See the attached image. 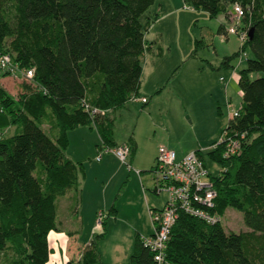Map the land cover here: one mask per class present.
Listing matches in <instances>:
<instances>
[{
  "label": "trees",
  "instance_id": "1",
  "mask_svg": "<svg viewBox=\"0 0 264 264\" xmlns=\"http://www.w3.org/2000/svg\"><path fill=\"white\" fill-rule=\"evenodd\" d=\"M154 2L0 0V56H7L15 69L0 67V80L21 77L26 82L16 97L0 84V264H48L47 237L57 230V199L73 193L78 206L83 164L65 156L67 133L90 126L101 145L117 147L113 119L102 118L138 99L143 60L152 48L144 40L150 22L141 18ZM183 2L210 18L225 14L238 34H247L240 51L224 64L246 48L251 58L238 73V116L221 133L239 141V150L224 157V146L213 149V143L208 153L221 166L217 177L210 175L217 195L208 210L220 222L210 225L180 212L164 261L264 264V0ZM235 6L242 11L240 25L233 19ZM27 71L33 73L30 80L23 78ZM125 144L132 155L134 140ZM194 152L203 160L201 151ZM230 208L242 214L247 231H225L221 219ZM104 235H93L78 264H100L98 242ZM127 264H155L139 235Z\"/></svg>",
  "mask_w": 264,
  "mask_h": 264
},
{
  "label": "rangeland",
  "instance_id": "2",
  "mask_svg": "<svg viewBox=\"0 0 264 264\" xmlns=\"http://www.w3.org/2000/svg\"><path fill=\"white\" fill-rule=\"evenodd\" d=\"M182 7L183 11L188 10V8H184V5ZM160 18L161 20L157 23L162 27L165 45H161L159 59L154 63L149 61L143 64L144 72L140 80L139 94L146 96L149 103L144 106L139 103V99H136L116 113L113 111L106 113L102 119L112 120L113 117L115 118V139L118 141H123L130 135L134 137L138 149L136 157L138 161H144L143 164H147L149 158L154 154L156 158L161 147L174 151L177 156L184 155L188 150L201 151L205 168L215 178L219 175L221 166L213 161L208 153L211 144L218 142L221 133L226 128L229 111H237L240 108L241 94L237 78L233 77L234 73L231 70L218 68V65L215 69L202 66L197 58L182 61L180 50L187 47L189 54L195 48L194 40L202 39L205 47L197 49L196 54L204 59H210L214 67L215 52L220 54L221 50L225 52L226 48L238 50L240 47L239 37L237 35L227 36L229 37L228 41H226L224 33L217 37L218 24L216 20L219 17L210 22L199 20L191 31H188L190 21H185V17H183V21L182 17L180 20V16ZM144 20L145 17H142L141 22L144 23ZM231 26L232 23L226 24V28ZM250 57L251 52L249 48H246L245 53L234 61V66L241 70L242 65L239 67L238 61L245 64ZM24 83L26 82L21 77H8L0 82L6 91L14 97L21 93ZM48 129L45 130L48 131ZM80 131L84 134V130ZM74 133L77 136L75 140L71 139V144L68 140L64 152L66 157L73 154L80 142L84 143L85 137L77 134L79 132ZM154 149L155 152H153ZM87 156L83 157L86 158L83 159L85 175L87 173V179L90 180L98 178L97 182L100 183V189L104 191V197L108 204L106 208L97 212V214L102 212L104 217L101 219L100 227L96 226L95 235L107 234V238L101 245V239L99 240L100 263L113 264V258H116L119 253L117 252L118 244L122 242L123 246L121 245V247L124 250L128 244L133 247L136 233L144 238H149L152 234L149 216L147 220L145 218V201L151 202L150 198L152 197L161 206H164L167 202V195L151 193V188L153 192L151 179L154 180V174L149 170H145L148 172L143 175L148 177L143 179L142 184L139 185L136 181L129 179L127 181V177L130 178L127 165L132 168L133 173H136V170H141L139 164H130L129 158L123 165L112 154H105L101 163L96 162V152L91 157ZM154 160L153 166L156 164V159ZM76 199L75 196L68 208H66V199L59 198L56 201L58 230L50 232L47 237L51 248L48 264H67V259L60 262L59 251L63 250V240L68 237L65 231L72 227L78 231L74 215ZM113 205L115 212H110ZM95 224L97 225V215ZM221 225L227 233L237 234L247 231L242 222V214L231 208L226 210L221 219ZM82 238L85 237L82 235ZM124 251L123 255L126 253V250ZM131 253L127 256V261Z\"/></svg>",
  "mask_w": 264,
  "mask_h": 264
},
{
  "label": "crops",
  "instance_id": "3",
  "mask_svg": "<svg viewBox=\"0 0 264 264\" xmlns=\"http://www.w3.org/2000/svg\"><path fill=\"white\" fill-rule=\"evenodd\" d=\"M183 5H184L183 0H155L154 4L149 9L150 11L148 10V12L144 15V17H145L144 22H150V25L148 26V30L144 35V40L152 48H151V52H148L145 55V58L143 60V64H146L149 61L150 62L152 61L154 63L157 59H159L161 57L160 56V54H161L160 52L162 50L161 45L162 46L165 45V40H164V33L161 30L162 27L159 26V24L157 23L159 20H161L160 17L171 18V16H173V17L180 16V20L182 17V21H183V17H185V21H190L188 31L189 30L191 31L192 27L195 26L199 20L210 22L211 20L217 19L219 17L216 20V23L218 24L217 37H218V35L224 33L226 35V41H228L229 37H227V36H230V35L225 33L223 30L227 24L225 14H220L216 18H210L208 14H206L202 11H196V10H192V9H188L187 11H183L184 10V9H182ZM229 10H230V7H227V11H229ZM183 27H186V26L183 25ZM178 38H179V36H178ZM197 41H199V40H197ZM189 44H190V42H189ZM194 47H195L194 50L197 53V49H201V48L205 47L204 41L201 39L199 44H197V46H195V40H194ZM180 51H181V60L182 61H187L189 58L190 59L197 58V59H199L202 66L209 67L211 69H215V67H217V65H218V68H225V69L231 70L232 73H234L233 77L236 76L237 84H238V79H239L238 73L240 70H239V68L234 66V61L237 60V58H234L230 62H228L229 63L228 65L224 64V60L228 57H233L235 54H237L240 51V47L238 48V50L226 48L225 52H222V50H221L220 54H217L215 52L216 56L214 58V63H215L214 67H213L212 63L210 62V59L209 60L204 59L200 56H197V54H195V56H191L193 50H191V52L188 54L187 53L188 52L187 47H185L184 49H181ZM238 65H239V67L242 65V67H241L242 69L245 67V64L241 63L240 60L238 61ZM143 72H144V69H143V65H142V75H143ZM139 90H140V87H139ZM143 98H145L147 100V103L143 104L141 102V99H143ZM138 99H139V103L141 105L146 106L149 103V99H147L146 96H142L141 94H139ZM117 111L118 110L113 111V113H116ZM114 121H115V118L113 117V136L112 137H113L114 143L117 146H119V145L125 144L130 138H132L135 142L136 149H135V152L128 157L129 163L130 164H133V163L139 164V167L141 170H136L135 171L136 173H133V170L130 167V169L127 170L128 174L130 176V178L127 177V181H129V180L136 181L140 185L143 183V179L148 177L147 175H143V174H146L148 172L145 170H149V172H151L154 169L153 163L155 161L154 159H156L154 156L155 154L149 158V160L147 161V164H143L145 162L142 160L138 161L137 157H136V153L138 150L136 140L134 139V137L132 135L126 137L125 140H123V141H118L117 139H115V123H114ZM79 128H81V129H79ZM79 128L75 129V131H70V133L68 132L67 133V139L69 140V144H71L72 143L71 139L75 140V138L77 136L76 133H74V132H79L77 134H80L82 137H85V139H83L84 143L80 142L77 145L76 150L73 152V154L69 155L67 158L74 163H82L83 164L84 163L83 159H86L83 157H86V155L91 157L92 155H94V152H96V156H97V153L100 152V150H102L101 149L102 143H101L100 137H99L95 128H92L90 126L79 127ZM76 130H79V131H76ZM80 130H84V134ZM10 132H11V130H10ZM88 133H89V136H87ZM98 141H99V144H98ZM94 149H95V151H94ZM153 152H155V149ZM191 152H192V150H188V152L182 156H177V154H176V157H177V159H181V158L189 155ZM105 154H102L100 160L96 161V162L101 163L102 157ZM107 154H109V153H107ZM87 159L89 160V158H87ZM99 166H101V165H99ZM84 168L85 167L83 164V175L82 176L80 175V181H79V204L75 208V211H74L75 223H76L75 226L78 229V231L73 227H72V229L65 231V233L68 237L65 240H63V244H62L63 250L60 249V251H59L60 262L67 259V262H66L67 264H78L80 252L83 250L84 246L90 242L93 235L97 232L96 224H95L97 212L101 211L102 208H106V206L108 205L107 200L104 197V191H101L100 183L97 182L98 178L96 177L93 180L87 179L88 176H87V173L85 175ZM151 180L153 181V190H154V180L153 179H151ZM142 189H143V187H142ZM151 193H154V192H152V188H151ZM143 195H145V194L143 193ZM74 197H75V195L73 193H68L64 197H61V198L66 199V208L69 207L71 200ZM150 200H151V202L148 203V201H145L146 204H144V207L147 209V211H146V209L144 211L146 220L149 216V210H160L165 206V205L161 206V204H159L158 201L155 200V198L153 199L151 197ZM150 204L153 205L154 207H152ZM113 207H114V205H113ZM56 211H57V209H56ZM147 212H148V214H147ZM149 220H150V218H149ZM57 230H58V228H57ZM62 235H64V234H62ZM82 235L85 238H82ZM136 235H139V233H136ZM106 238H107V234L105 235L104 238H102L100 240V245H101V243H103V241ZM82 241H84V242L86 241V242L84 243ZM80 242H82V243H80ZM121 245H122V242L117 245V252H119V253L116 256V258H113V264H126L127 263L126 258L129 255V253L132 252L133 247L132 246L130 247L128 244V246H126V248H124V250H126V253L123 255L124 250L122 249ZM98 246H99V242H98ZM121 254H122V256H121Z\"/></svg>",
  "mask_w": 264,
  "mask_h": 264
},
{
  "label": "built area",
  "instance_id": "4",
  "mask_svg": "<svg viewBox=\"0 0 264 264\" xmlns=\"http://www.w3.org/2000/svg\"><path fill=\"white\" fill-rule=\"evenodd\" d=\"M186 8V7H184ZM242 11L239 7H234V21L240 25ZM229 35H237L240 44L247 39V34L241 32L238 34L235 27L226 29ZM0 67L4 70L14 72V67L7 56H0ZM32 71H27L23 76L25 80L32 78ZM143 104L147 103L145 98L141 99ZM105 113H101L104 115ZM238 116V111H229V119ZM224 146V157L235 155L239 150V141L230 139L222 135L218 142L212 147ZM100 152L97 153L96 161H99L102 154L114 155L123 165L129 157V147L126 144L109 148L101 145ZM200 153L192 152L189 155L177 159L176 153L172 150L161 147L156 164L152 170L154 174V192L156 194L165 193L167 202L160 210H149V218L152 226V234L149 238L141 236L144 247L154 253L155 264H165L164 252L172 226L175 224L180 212L195 217L207 224L214 225L220 222V218L213 212L216 199V191L212 183L209 172L200 158ZM128 169L130 166L127 165ZM104 217L102 212L97 214V225L100 227L101 219Z\"/></svg>",
  "mask_w": 264,
  "mask_h": 264
},
{
  "label": "water",
  "instance_id": "5",
  "mask_svg": "<svg viewBox=\"0 0 264 264\" xmlns=\"http://www.w3.org/2000/svg\"><path fill=\"white\" fill-rule=\"evenodd\" d=\"M251 37H252V30H250V31L248 32V38L251 39Z\"/></svg>",
  "mask_w": 264,
  "mask_h": 264
}]
</instances>
